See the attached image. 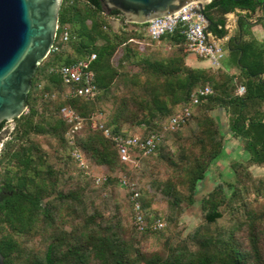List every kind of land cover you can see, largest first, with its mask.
Masks as SVG:
<instances>
[{
  "label": "trees",
  "instance_id": "1",
  "mask_svg": "<svg viewBox=\"0 0 264 264\" xmlns=\"http://www.w3.org/2000/svg\"><path fill=\"white\" fill-rule=\"evenodd\" d=\"M263 7L264 0H211L205 7L211 20L206 31L219 39L228 32L225 18H214L212 10H240L235 32L223 41L233 54L232 73L190 65L192 54L179 30L146 46L145 23L114 29L111 17L123 22L117 10L106 15L98 0H62L57 49L38 65L26 110L13 120L12 136L0 152L4 263L264 264V175L250 170L264 167V40L251 30L253 20L264 18L253 13L260 8L264 14ZM92 53L96 95H70L71 86L49 69ZM206 85L212 93L190 105V94ZM184 107L191 109L186 122L164 131L150 153L139 152L137 165L120 160L117 137L136 133L145 139ZM62 108L81 117L80 129L69 131ZM219 108L249 157L231 160L233 179L202 196L201 219L184 233L180 218L196 202V184L222 154ZM74 150L105 168V179L95 182L72 156ZM121 175L134 182L144 218L162 219L163 228H134L132 191L120 186Z\"/></svg>",
  "mask_w": 264,
  "mask_h": 264
},
{
  "label": "water",
  "instance_id": "2",
  "mask_svg": "<svg viewBox=\"0 0 264 264\" xmlns=\"http://www.w3.org/2000/svg\"><path fill=\"white\" fill-rule=\"evenodd\" d=\"M109 15L116 11L123 23L143 24L196 2L194 11L206 22L211 0H98ZM62 0H0V124L26 110V98L38 65L54 44ZM264 8V7H263ZM202 179L196 184L197 190ZM0 252V264L4 257Z\"/></svg>",
  "mask_w": 264,
  "mask_h": 264
},
{
  "label": "built area",
  "instance_id": "3",
  "mask_svg": "<svg viewBox=\"0 0 264 264\" xmlns=\"http://www.w3.org/2000/svg\"><path fill=\"white\" fill-rule=\"evenodd\" d=\"M197 7L196 2L185 4L178 10L160 17L150 19L145 23L147 35L152 39L159 41L162 35L174 33L179 30L185 39L188 51L205 60L212 68L221 66L222 59L225 55L223 41L227 39L224 36L222 39L216 38L206 31V22L197 14L194 9ZM115 18V17H111ZM68 32L64 29L62 39L66 40ZM57 47L53 44L51 51ZM95 59V53H92L85 59L72 61L68 64L52 66L49 72L58 74L63 82L71 87L68 88V93L73 96L84 98H92L96 95L98 88L95 83V73L91 68L92 61ZM243 85L237 87V93H244ZM212 93L210 86L196 88L190 94V105L197 104L201 98ZM63 117L70 124L69 131L75 132L82 127L83 121L81 117L72 109L62 108ZM190 107H184L180 112L173 114L162 125L161 130L151 133L145 139H141L137 134L127 137H117V148L120 160L122 162H132L137 165L135 157L142 152L148 154L154 150L157 142L163 135L164 131L173 130L183 125L190 116ZM96 126V122H93ZM101 127L102 124H99ZM105 134L108 135V130L105 129ZM72 156L77 161L78 165L85 168L86 160L79 150H74ZM106 176H96L95 182L105 179ZM119 184L124 188L132 191L130 200L132 202V223L137 231H144L147 228L158 230L165 226V222L157 218L153 221H147L142 213L141 203L139 201V192L135 187L134 182H128L125 175L119 177Z\"/></svg>",
  "mask_w": 264,
  "mask_h": 264
},
{
  "label": "rangeland",
  "instance_id": "4",
  "mask_svg": "<svg viewBox=\"0 0 264 264\" xmlns=\"http://www.w3.org/2000/svg\"><path fill=\"white\" fill-rule=\"evenodd\" d=\"M122 25H126L127 29H129V30L136 28L134 26V24H131V23H123ZM140 31L143 32V28ZM141 36H142L141 42L144 43V45H146V46L159 45L161 43L160 41L150 39L145 31L143 32V34H141ZM226 52H227V50L225 49V53ZM194 56H196V55H194ZM196 58L199 59L201 57L196 56ZM223 59H222V62H223ZM222 62H221V67H224V65H222ZM239 85H241V84H239ZM216 112L219 113L218 110ZM218 119H219L220 124H221V131L225 130L224 135L227 136L226 133L228 132V130H226L227 129L226 125L223 124V122L221 121L219 116H218ZM13 125H15L14 121L5 122L2 125V128L0 130V152L4 146L5 141L12 136V130L14 128ZM224 128H226V129H224ZM134 134H136V133H134ZM220 159H222V156L218 157L216 161H218ZM229 162L230 161H227L225 163L222 162V164L219 165L218 167L214 166L213 168L209 169L207 176L203 179L199 188L196 190V202H195V204L193 206H191L190 208H188L180 218V222L184 226V233L187 232L188 230H190L192 227H194L201 219V213H200V209H199V200L202 198V196L204 194H206L216 183H218L222 180L230 181L233 179V170L231 169V165ZM85 169L88 172V174H90L94 177V180H95L96 176H107V174H108V172L105 170V168L92 165L88 161L86 162ZM250 170H251L253 175H256V176L264 175V167H258V166L253 165V166H250ZM131 211H132V207H131ZM131 220H132V217H131ZM150 244L152 247L153 246L155 247L156 246V240L155 239L152 240L150 242Z\"/></svg>",
  "mask_w": 264,
  "mask_h": 264
},
{
  "label": "crops",
  "instance_id": "5",
  "mask_svg": "<svg viewBox=\"0 0 264 264\" xmlns=\"http://www.w3.org/2000/svg\"><path fill=\"white\" fill-rule=\"evenodd\" d=\"M239 11L240 10L236 8L234 12H227L221 14L218 10H212L211 13L212 16H214V18H217L220 15H222L225 18V28L228 31L227 34L225 35L226 37L231 36L235 32L236 13ZM260 15H263L264 17L262 10L260 8H257L256 11L253 13V18ZM253 22L255 23L251 28L253 35L259 40H264V18L261 20V22L256 23V20H253ZM110 23L112 24L114 29L119 28L123 24V22L119 18H110ZM187 61L190 63V65L193 66L208 65V63L205 60H202L201 58L197 59L193 54L187 59ZM222 65H224V67L232 73H235L237 71L233 64V54L229 51L225 53ZM218 111H219L218 113L219 118L221 119L223 124L226 125L227 129L226 128L224 129L228 130V132L226 133L227 136H225L224 135L225 130H222V134H223V150L221 154L222 159L216 161L210 168H213L214 166L218 167L219 165L222 164V162L225 163L227 161L231 162V160H243V159L247 160L249 157L248 152L245 151L241 145V139L239 137L234 136L232 131L228 128V118L225 110L223 108H219Z\"/></svg>",
  "mask_w": 264,
  "mask_h": 264
}]
</instances>
